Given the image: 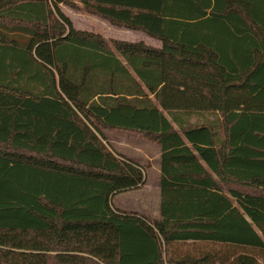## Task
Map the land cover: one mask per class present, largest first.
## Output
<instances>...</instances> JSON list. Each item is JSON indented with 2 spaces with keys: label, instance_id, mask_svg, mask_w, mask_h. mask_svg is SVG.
Masks as SVG:
<instances>
[{
  "label": "trees",
  "instance_id": "trees-1",
  "mask_svg": "<svg viewBox=\"0 0 264 264\" xmlns=\"http://www.w3.org/2000/svg\"><path fill=\"white\" fill-rule=\"evenodd\" d=\"M208 5L0 0V264H264V57L203 56ZM104 129L159 146L158 219L113 205L146 171ZM189 240L223 250L169 256Z\"/></svg>",
  "mask_w": 264,
  "mask_h": 264
},
{
  "label": "crops",
  "instance_id": "crops-1",
  "mask_svg": "<svg viewBox=\"0 0 264 264\" xmlns=\"http://www.w3.org/2000/svg\"><path fill=\"white\" fill-rule=\"evenodd\" d=\"M208 3L206 14L203 15V56H216V57H264V0H203V6ZM136 32L135 30H130ZM136 34V33H135ZM135 41L130 42H143L147 45L160 47L161 42L156 38L149 37L144 34L142 37H138L136 34ZM122 40V39H119ZM127 41V40H125ZM114 133L111 131H104L105 138L112 146L121 145L120 139L114 138ZM143 143L136 145L130 151L137 158H147L148 156L143 153ZM111 146V147H112ZM157 146V165H158V177L160 176V148ZM125 147V146H123ZM113 149V147H112ZM115 149V148H114ZM113 149V150H114ZM126 149V148H124ZM114 152H116L114 150ZM120 155L123 153L116 152ZM144 155V156H143ZM126 157V155H125ZM127 158L132 159L131 156ZM133 160V159H132ZM135 162V161H134ZM137 163V162H136ZM156 192H157V210L155 211L157 216L160 217V186L157 180ZM145 183L138 189L128 190L117 193L113 198V205L123 211H129L140 207L141 209L147 207V202H143L139 193ZM132 193V202L136 207L127 206L128 200H123V203L119 205L117 201L118 197L123 194ZM139 203L137 204L136 201ZM194 241L186 242H174L169 245L170 250L174 255L176 248L180 249L182 246L192 247L190 250L179 252L178 257H172L173 259H180L185 256H199L203 257L202 247L203 241L199 243H193ZM177 249V250H178ZM171 257V256H170ZM219 264L218 261L215 262ZM214 263V264H215ZM203 264V262H202Z\"/></svg>",
  "mask_w": 264,
  "mask_h": 264
},
{
  "label": "rangeland",
  "instance_id": "rangeland-1",
  "mask_svg": "<svg viewBox=\"0 0 264 264\" xmlns=\"http://www.w3.org/2000/svg\"><path fill=\"white\" fill-rule=\"evenodd\" d=\"M77 5L80 7V9L72 8L64 4L60 5L61 11L70 18L73 26L76 29L98 33L106 39H122V40H127V41H135L136 34L138 35V37L139 36L142 37L145 34L141 31L132 32L130 30H127L121 27L113 26L108 21L96 15H92V14L85 12L82 6L78 2H77ZM195 120L201 121L199 117L191 118V122ZM104 131L115 132L114 138L117 137L118 139H120V142L123 143V146L125 147L121 145H115V143H114V146H112L110 142L105 140L107 145H109L110 147L112 146L113 149L115 148L114 150L116 152L123 153L124 156L126 155V157L131 156L133 161L145 167L146 184L141 188V193H139V196H141V199L143 200V202H147V207L143 209L138 207L136 209L129 210L126 212H135V213L143 214L152 220L158 219L159 216L155 215L156 214L155 211L158 208L157 207L158 199H157L156 186L158 183L157 180L159 181L158 172H157V169H158L157 146H156L157 144L149 140L148 138H145L141 136L140 134H135L133 132H126V131H120V130L112 131V130H107V129H104ZM140 143L141 144L143 143L142 150H143V153L148 156L147 158H144V159L137 158L136 155L132 153L134 151H130L132 150L133 147H135L136 145H139ZM131 197H133L132 193H129L126 195L123 194L118 197L116 202H118L120 205L123 203V200L129 199L127 206L130 205L131 208L136 207L135 204L132 202ZM135 201H136V198H135ZM136 203L139 204L141 203V201H139V203L136 201ZM198 247L199 249L203 250V252L223 250L222 246L217 245V244H209V243H203L202 247L200 246ZM191 248H192L191 246L190 247L182 246L180 249H178L177 247L176 252H174V255L170 250L169 256L178 257L179 252H184L186 250H190ZM236 250L238 251L240 249L237 248ZM248 252H250V250H248ZM259 261L262 262V259H259Z\"/></svg>",
  "mask_w": 264,
  "mask_h": 264
}]
</instances>
